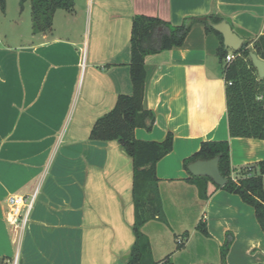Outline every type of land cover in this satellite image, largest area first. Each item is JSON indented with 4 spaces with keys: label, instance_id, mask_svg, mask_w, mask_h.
Returning a JSON list of instances; mask_svg holds the SVG:
<instances>
[{
    "label": "crops",
    "instance_id": "0c3cea01",
    "mask_svg": "<svg viewBox=\"0 0 264 264\" xmlns=\"http://www.w3.org/2000/svg\"><path fill=\"white\" fill-rule=\"evenodd\" d=\"M72 1L71 10L55 11L49 31L0 41V264H126L135 241L132 159L117 141L89 134L118 95L132 93L134 15L171 25L212 15L243 40L264 34V0ZM219 44L197 23L182 47L144 58L143 105L154 119L150 129L135 128L134 137L172 136V150L155 168L164 220L141 228L155 264H222L226 232L233 236L227 264H264L254 209L211 180L201 199L184 166L206 141L228 142L233 180L264 161V140L229 135ZM37 183L29 223L16 241L5 199L29 194ZM199 222L207 235L197 230Z\"/></svg>",
    "mask_w": 264,
    "mask_h": 264
},
{
    "label": "trees",
    "instance_id": "16d2710c",
    "mask_svg": "<svg viewBox=\"0 0 264 264\" xmlns=\"http://www.w3.org/2000/svg\"><path fill=\"white\" fill-rule=\"evenodd\" d=\"M29 1L31 8L32 32L49 31L56 10H71L72 0H20V5ZM6 0H0V8L5 10ZM212 22L217 23L220 17L208 15ZM129 63L132 93L117 96L113 108L94 122L90 140L117 141L121 149L132 159L133 164V206L134 222L132 232L135 241L131 246L126 264H155L150 252V244L141 231L142 226L152 218L164 220L157 187L156 164L172 150V136L166 135L163 141H142L134 137L135 128L150 129L153 113L144 108V92L147 71L144 58L147 55L163 50L179 48L184 45L192 27L203 24L206 31L213 32L219 39L216 54L223 62L222 72L226 82L225 98L227 121L230 137L257 138L264 140V77L259 78L249 52L264 60V34L243 40L241 47L232 54L234 58L225 62L228 54L222 45V36L198 17H186L180 25H171L157 17L134 15L131 20ZM161 28V30H159ZM230 82V84H229ZM219 156V171L227 182L219 187L229 193L240 196L242 201L254 209L256 220L264 233V190L262 178L264 161L242 169L241 176L233 180L230 176L229 147L227 141L202 142L198 151L184 160V166L196 159H210ZM189 181L196 185L198 195L206 199V176H192ZM197 230L207 235L206 224L199 222ZM187 236L186 233L183 234ZM233 236L226 232L220 247L221 263L232 243ZM183 246L182 240L177 247ZM165 264H171L170 262Z\"/></svg>",
    "mask_w": 264,
    "mask_h": 264
},
{
    "label": "water",
    "instance_id": "95a60500",
    "mask_svg": "<svg viewBox=\"0 0 264 264\" xmlns=\"http://www.w3.org/2000/svg\"><path fill=\"white\" fill-rule=\"evenodd\" d=\"M202 21H205L212 29L217 31L222 36L223 47L232 51H237L242 43L243 39L233 31L231 25L226 20H221L217 23L212 22L207 17H200ZM161 30V28H159ZM251 63L256 69L259 78L264 77V60L258 58L253 51L249 52ZM219 156H215L210 159H196L189 162L186 165L187 171L193 176H206L215 185L222 187L227 179L224 178L218 167Z\"/></svg>",
    "mask_w": 264,
    "mask_h": 264
},
{
    "label": "rangeland",
    "instance_id": "374dc122",
    "mask_svg": "<svg viewBox=\"0 0 264 264\" xmlns=\"http://www.w3.org/2000/svg\"><path fill=\"white\" fill-rule=\"evenodd\" d=\"M31 31L29 1L24 2L21 6L20 0H6L5 10L2 11L0 8V41L12 43L22 41L30 36Z\"/></svg>",
    "mask_w": 264,
    "mask_h": 264
},
{
    "label": "built area",
    "instance_id": "2783aa9c",
    "mask_svg": "<svg viewBox=\"0 0 264 264\" xmlns=\"http://www.w3.org/2000/svg\"><path fill=\"white\" fill-rule=\"evenodd\" d=\"M233 58L234 55L229 53L225 57V62H229ZM39 192L40 183H37L31 193H13L9 194L5 199V219L16 241H18L19 236L25 231L29 223L30 214Z\"/></svg>",
    "mask_w": 264,
    "mask_h": 264
}]
</instances>
